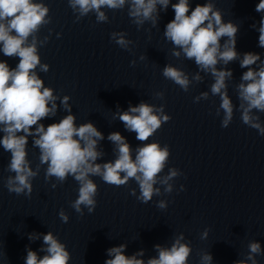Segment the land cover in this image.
I'll list each match as a JSON object with an SVG mask.
<instances>
[{
	"label": "water",
	"instance_id": "95a60500",
	"mask_svg": "<svg viewBox=\"0 0 264 264\" xmlns=\"http://www.w3.org/2000/svg\"><path fill=\"white\" fill-rule=\"evenodd\" d=\"M33 2L47 6L45 19H50L35 33L40 64H48L49 69L41 71L38 65L35 71L57 97L55 114L39 123L46 128L68 115L62 104L67 95L76 126L91 122L104 136L97 145L103 155L96 163L117 158L116 145L108 136L119 132L130 145L133 159L136 149L145 143L168 145L171 154L159 176H166L170 168L183 175L168 182L172 185L171 193L165 192L167 185H154L160 194L147 204L137 199L139 187L132 179L117 187L90 176L97 184V205L92 213L82 205L81 216L71 207V202L78 198V182L72 176L63 183L55 177L46 180L47 165L40 164V150L33 146L31 136L26 146L27 159L33 171L40 165L32 180V193H9L5 181L14 175L7 170L11 153L0 145V264H25L28 250L42 258L47 254L43 235L48 232L65 245L70 254L68 264H104L112 258L108 249L121 244L126 245V257L142 251L143 256L137 255V259L147 264L148 259L158 258L156 245L171 248L181 234V242L192 249L187 264H200L205 253L211 254V264H235L246 260L250 242L260 243L262 254L255 259L257 264H264V136L245 125L236 110L240 103L236 86L247 71L240 67L243 54L258 53L264 60V48L258 46L259 21L264 13L255 11L259 0H211L222 12L224 22L238 25V59L226 66L233 72L226 84L234 105L233 120L227 128L221 127L223 111L216 115L220 98L210 92L214 78L201 72L179 48L175 50L181 51L180 57L173 56L174 46L164 36L166 24L175 15L171 4L178 0H170L167 10L157 4L159 15L155 25L150 20L142 25L133 23L127 2L121 10L102 9L108 21L100 23L95 13L77 21L68 0ZM206 2L209 0H189L190 11L196 4ZM113 32L127 34L125 39L132 41L129 49H122L111 39ZM226 39L221 38L222 45ZM0 61H7L14 69L19 57H6L0 51ZM168 64L189 76L187 92L162 75ZM259 64L260 61L252 67ZM222 67V62L217 65L218 69ZM197 74L202 77L199 82L193 80ZM156 92H164V98L157 99ZM201 92H208V99L194 102ZM141 102L163 105L165 114L172 118L144 142L137 140L136 133L128 131L117 115ZM253 114L260 117L264 126V113L253 110ZM2 128L0 125V139L5 135ZM53 184L57 186L53 188ZM132 189L136 190L135 196L131 195ZM160 201L165 202L166 208L157 207ZM61 209L69 216L67 223L59 217ZM206 229L207 236L201 238Z\"/></svg>",
	"mask_w": 264,
	"mask_h": 264
},
{
	"label": "clouds",
	"instance_id": "9594fccd",
	"mask_svg": "<svg viewBox=\"0 0 264 264\" xmlns=\"http://www.w3.org/2000/svg\"><path fill=\"white\" fill-rule=\"evenodd\" d=\"M126 2L129 4L128 15L137 25L149 20L155 25L159 15L157 4L163 10H167L170 4V0H68L77 21L89 13H95L98 23L108 21L102 9L121 10ZM171 7L175 15L174 19L166 24L164 36L174 46L172 55L179 58L182 51L186 59L194 60L201 72L214 78L210 92L220 98L216 115L219 116L220 111H223L221 127L227 128L233 120L234 105L226 84V80L232 78L233 72L226 66L238 59V25L231 21L224 22L222 12L211 0L196 4L191 11L189 0H178L177 3H172ZM48 11L49 8L43 3H35L33 0H0V51L6 57H19V63L14 69H10L7 61H0V125H3L2 131L5 133L0 139V145L11 153L7 170L14 173L5 181L8 192L26 196L32 193V180L38 175L40 165L33 171L27 159L26 146L28 137L31 136L33 146L40 150V164L47 165L46 180L55 177L57 182L63 183L72 176L78 182V198L71 202V207L81 216L84 214L82 205L89 213H92L97 205V184L90 176H98L103 182L117 187L126 185L130 179L134 180L140 193L137 199L145 204L151 201L154 195L160 194V189L154 187L158 182L167 185L165 192L171 193L172 185L168 182L183 173L176 168H170L166 176H159L171 154L168 145L161 147L159 142L145 143L136 149L133 159L132 150L125 138L119 132H113L109 134L108 140L116 145L117 158L114 161L96 163L103 155L97 150V145L104 136L91 122L76 126V118L71 114V106L68 104L70 97L67 95L63 97L62 104L69 114L46 128L44 124L39 123L50 114L54 115L57 108V97L53 95V89L45 87L35 71L38 65L41 71L47 72L49 69L48 64H40L35 36L42 25L50 23V19H45ZM255 11L264 13V0H259ZM259 25L258 46L264 48V15L261 16ZM253 27L255 28V25ZM110 35L122 49H129L132 41L125 39L126 33L113 32ZM57 36L59 37V34ZM224 37L227 39L222 45L221 38ZM46 41L47 37L41 45ZM176 48L181 51H176ZM258 61V67H252L257 65ZM221 62L225 67L218 69L217 65ZM131 63L135 64V61ZM240 67L246 68L247 71L243 72L241 83L236 86L240 101L236 110L240 111L241 120L245 125L258 130L259 134L264 136L260 117L253 114V110L264 113V60L258 53L246 52L240 60ZM162 75L183 91L189 90L191 81L182 69L168 64L164 66ZM193 80L199 82L202 77L197 74ZM208 95V92H201L194 98V102L207 100ZM155 97L162 100L164 92H156ZM117 115L125 128L136 133V139L142 142L148 141L163 124L172 119L170 115L165 114L163 105L156 107L144 102L135 107L129 106L127 111ZM56 186L52 185L53 188ZM183 190L184 186L181 185L180 191ZM131 195H136L135 189L131 190ZM166 206L164 201L157 205L160 209ZM59 217L64 223L69 221V216L63 209L60 210ZM207 231H204L201 238L207 236ZM183 240L184 236L181 234L171 248L156 245L158 258L148 259L147 264H187L192 249L187 243H182ZM43 241L47 245V254L38 258L34 251L28 250L25 264H68L69 252L52 232L44 234ZM125 248L126 245L121 244L108 249V255L112 258L107 259L104 264H145L144 260L137 259V255L143 256L142 251L126 257ZM248 249L246 260L236 261L235 264H247V261L257 264L255 257L262 254L260 243L250 242ZM211 261V254L205 253L201 256L200 264H211Z\"/></svg>",
	"mask_w": 264,
	"mask_h": 264
}]
</instances>
